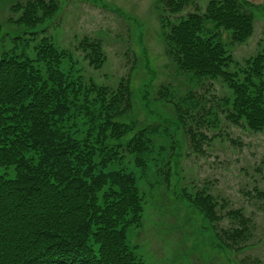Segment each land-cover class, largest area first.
Segmentation results:
<instances>
[{
	"label": "trees",
	"instance_id": "trees-1",
	"mask_svg": "<svg viewBox=\"0 0 264 264\" xmlns=\"http://www.w3.org/2000/svg\"><path fill=\"white\" fill-rule=\"evenodd\" d=\"M157 1L171 14L194 3ZM12 7L19 14L9 21L33 29V35L45 32L36 28L59 10L56 0ZM158 17L165 54L176 68L191 78L221 79L230 91L223 99L224 119L264 133V49L232 71V54L219 32L210 33L222 29L232 42H244L253 19L242 3L208 0L203 14L188 12L176 22L162 13ZM31 41L30 54L23 42L20 52L0 53V264H141L127 231L140 224L142 196L134 175L114 164L124 159V149L134 165L145 168L154 135L166 136L168 129L136 128L135 120H124L132 108L129 79L121 78L115 88L85 79L69 49L50 36ZM79 44L89 65L100 68L105 61L100 42L83 37ZM64 61L68 72L61 69ZM191 93L184 107L165 101L175 125L200 151L206 136L190 121L203 104ZM185 197L211 224L221 246L243 247L251 224L243 210L228 209L224 214L231 224L217 228L223 206L207 188H192Z\"/></svg>",
	"mask_w": 264,
	"mask_h": 264
},
{
	"label": "rangeland",
	"instance_id": "rangeland-1",
	"mask_svg": "<svg viewBox=\"0 0 264 264\" xmlns=\"http://www.w3.org/2000/svg\"><path fill=\"white\" fill-rule=\"evenodd\" d=\"M25 1L0 0V53L20 52L23 42L30 54L33 37L50 36L59 48L72 52L75 69L85 79L111 88L121 78L129 79L132 108L125 121L135 120L136 128L165 125L168 129L166 136L154 135L145 168L134 165L124 149V159L114 164L134 175L142 196L140 224L127 231V243L141 264H247L254 259L264 264V133L224 119L223 99L230 91L221 79L191 78L165 54L159 14L176 22L188 12L203 14L208 0H194L175 14L163 11L157 0H56L58 12L36 28L45 27L36 35L30 34L33 29L9 21L19 14L12 5ZM238 1L252 15V34L236 43L222 29L210 32H219L232 54V71H239L246 58L264 49V0ZM83 37L100 42L105 57L100 68L84 58L79 44ZM64 62L61 69L68 72ZM189 91L194 101L203 104L190 121L193 129L206 136L200 151L175 125L172 108L165 101L184 107ZM202 187L223 206L217 228L231 224L224 214L228 209L240 208L251 219L250 233L240 250L221 246L211 224L185 197L186 191Z\"/></svg>",
	"mask_w": 264,
	"mask_h": 264
}]
</instances>
